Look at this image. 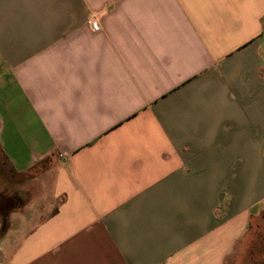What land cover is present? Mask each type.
I'll return each instance as SVG.
<instances>
[{"label":"crops","instance_id":"obj_1","mask_svg":"<svg viewBox=\"0 0 264 264\" xmlns=\"http://www.w3.org/2000/svg\"><path fill=\"white\" fill-rule=\"evenodd\" d=\"M0 152L51 200L0 264H224L264 205V0H0Z\"/></svg>","mask_w":264,"mask_h":264},{"label":"rangeland","instance_id":"obj_2","mask_svg":"<svg viewBox=\"0 0 264 264\" xmlns=\"http://www.w3.org/2000/svg\"><path fill=\"white\" fill-rule=\"evenodd\" d=\"M35 173L38 171L27 176L17 174L0 152V263L21 237L15 229L23 219L20 215L32 210L33 224L42 218V207L51 202L48 188L41 190L35 182ZM262 208L224 264H264V205Z\"/></svg>","mask_w":264,"mask_h":264},{"label":"built area","instance_id":"obj_3","mask_svg":"<svg viewBox=\"0 0 264 264\" xmlns=\"http://www.w3.org/2000/svg\"><path fill=\"white\" fill-rule=\"evenodd\" d=\"M91 29L94 30V31H97V30H99L100 28H99V25H98L97 23L92 22V23H91Z\"/></svg>","mask_w":264,"mask_h":264}]
</instances>
